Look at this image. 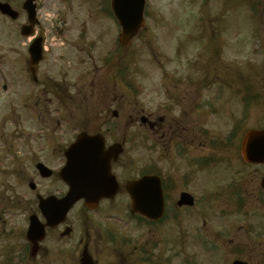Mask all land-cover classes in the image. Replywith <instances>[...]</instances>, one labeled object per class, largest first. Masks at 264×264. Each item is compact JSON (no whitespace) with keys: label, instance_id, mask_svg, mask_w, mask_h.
I'll list each match as a JSON object with an SVG mask.
<instances>
[{"label":"flooded vegetation","instance_id":"af4514ba","mask_svg":"<svg viewBox=\"0 0 264 264\" xmlns=\"http://www.w3.org/2000/svg\"><path fill=\"white\" fill-rule=\"evenodd\" d=\"M58 34L65 45L44 52L35 79L26 50L0 44V131L6 120L14 123L13 129L25 132L12 118L15 97L29 96L21 105L30 104L31 112L24 115L33 120L40 138L32 140L28 135L27 141L7 145L0 134L4 176L0 178V264H82L84 255L94 264H174L177 257H183L185 264H198L208 252H216L220 264H264V164L241 157L239 96H228L229 106L236 104L238 114L232 116L228 110V119L224 103L229 98H209L205 78L200 86L198 82L189 86L191 75L182 80L162 71L160 64L166 59L158 51L162 60L156 65L155 96L139 100L136 108L130 105V96H114L117 87L126 92L134 89L129 87L132 61L126 54L120 61L96 56L92 39L78 33L67 46L65 33ZM181 53L175 49L170 60L183 61ZM53 63L58 67H51ZM201 67L196 65V70ZM56 71L57 76H52ZM166 80L174 84L171 90L166 86L169 92L163 86ZM108 81L111 87L103 95L102 84ZM180 85L187 92L176 93ZM138 95L137 91L132 96L135 101ZM66 97L74 100L67 102ZM216 120L219 124L213 123ZM132 132L137 133L136 148L129 147ZM80 134L99 138L95 144L101 145L104 155L119 145L118 155L109 163L116 194L100 200L95 210L80 200L64 221L45 222L41 204L50 196L65 195L60 172L67 149ZM135 150L136 162L132 161ZM130 170L137 174L130 177ZM145 176L155 177L161 185L165 203L161 219L134 216L139 232L135 241H122L113 234L101 240L82 230L89 213L109 207L120 196L127 210L125 183ZM182 195L187 198L181 199ZM162 244L170 245L168 255Z\"/></svg>","mask_w":264,"mask_h":264},{"label":"rangeland","instance_id":"374dc122","mask_svg":"<svg viewBox=\"0 0 264 264\" xmlns=\"http://www.w3.org/2000/svg\"><path fill=\"white\" fill-rule=\"evenodd\" d=\"M9 1L21 15L18 20L10 22L11 24L0 20V43L13 46L26 45L27 41L19 35L20 26L26 23V16L21 10L24 0ZM35 3L40 23L38 30L39 33H44L47 30L48 48L56 47L62 42V37L59 40L54 32V30L58 32L57 29H62L65 39H68L67 46L72 44L70 40L76 37L78 31H87L89 37L94 35L96 38L94 47L96 56L101 55L100 57H102L105 50H112L115 29L105 20L104 0H35ZM196 3H199L205 11L206 26L200 28L198 25L195 26L196 23L194 24L192 21L193 31L188 32L187 24L191 22L187 20L191 18H188L187 15H196ZM190 11L191 13L186 15ZM146 14V30L142 36L146 42L150 40L154 46L144 49L142 46L146 42L142 38L132 42L131 47L127 49L129 55H133L132 62L129 64L131 76L129 87H132L133 84L137 88L140 99L137 98L136 101L133 99L134 89L126 92L120 87H117L114 96H130L129 103L130 105L134 103L136 108L139 100V103L144 99L152 100L151 96H155L154 92L158 84L156 65L162 60V56H157L160 51L166 59L161 61L162 71L174 73L176 78L182 80L186 79L187 74L191 75L192 82L189 86L197 84V82L200 86L201 78H205L209 98L222 96L225 101L229 98L228 96H238L235 90L228 89L233 86L232 78L239 76V82H236L234 87L239 90V116L242 120L240 125L247 129L258 127L264 123V0H146ZM251 17L254 18V22ZM66 30L70 31L66 33ZM186 33L191 34L189 38L185 35ZM198 34L201 35L204 43L200 46H198L199 43L190 40ZM4 40L6 43H2ZM217 42L219 44L216 45ZM49 44H51L50 47ZM176 44L180 49L178 51L182 52L180 55L184 58L183 61L172 62L170 59L174 55ZM50 50L56 51L57 49ZM120 60L117 58L115 61ZM196 65H202L201 69L196 70ZM51 67L57 68L58 65L53 63ZM68 70L73 71L74 64L69 66ZM186 70L188 71L185 72ZM154 71L157 75L156 79ZM141 74L144 76H140ZM216 74L219 78L215 76ZM52 76L56 77L57 71ZM73 77L74 74L71 73L69 78ZM105 86L106 89H104ZM163 86L165 89L168 86V89L171 90L174 84L166 80ZM110 87L109 81L102 84L103 95ZM168 89L166 90L168 91ZM68 92L73 93L71 90ZM130 92L132 93L129 94ZM180 92H187V87L180 85V90H177L176 93ZM254 96L256 97L255 104L250 107V99ZM28 98L29 96L15 97L12 118V120H16V125L21 126L25 132L18 131V128L13 129V122L2 120L1 140L7 145L19 140L27 141L28 135L32 136V140L40 139L36 137L39 135L38 131L32 128L33 120L30 119L29 122L24 115V111L31 112L30 104L21 105ZM73 100L74 97H66L67 102ZM230 103V98L224 103V114L228 119V110L232 116L233 113L237 114L234 109L236 104L232 108L229 106ZM7 113L11 112L7 111ZM213 123L219 124L217 120ZM137 139L136 132L128 133L129 141L135 142ZM132 161L136 162V155ZM1 167L3 168V164ZM0 178H4L3 171H1ZM124 208V198L120 196L109 207H102L95 213H89L88 220H85L82 230L91 231V236L97 239L101 238V240L103 237L106 239L113 234L114 238L122 241L126 239L135 241L139 232L133 228ZM164 248L168 249V246L166 245ZM215 256L217 257V255ZM215 258L214 255H205L202 261L198 260L197 263L213 264L212 259ZM182 259L183 257L176 258L174 264H184Z\"/></svg>","mask_w":264,"mask_h":264},{"label":"water","instance_id":"95a60500","mask_svg":"<svg viewBox=\"0 0 264 264\" xmlns=\"http://www.w3.org/2000/svg\"><path fill=\"white\" fill-rule=\"evenodd\" d=\"M115 3L118 4L120 7H122V0H115ZM24 8L26 9L27 13H28V20L31 24H34V9L33 7H30V3L28 2L27 4H25ZM2 9H6V8H2ZM113 11L115 14H117V18L123 28V34H122V44H127L128 41L130 39H132V37H134V35L136 34V32L138 31L139 27L142 25V18H141V14L143 11V0H136L133 4H132V9L130 10L131 13H133V17L131 18H126L123 13L121 12L119 7H113ZM134 23L133 25H130V23ZM90 139L87 137H83L79 140V143L76 144L72 149H71V153L68 156V163H67V167H66V175L68 177V181H73L74 182V178H73V167H75L76 164V160H75V155L72 152L76 147L79 146L80 142L82 141H89ZM243 156L245 157H250V158H260V160H263L262 158H264V130L260 133H252L250 135H248L244 141L243 144ZM85 164V163H84ZM88 166H90V168H88L87 170H90L93 175L95 176V172L93 171V169L91 168V164H87ZM105 165L102 164V162L98 163V167L100 168V172L99 174H102L103 169L102 167ZM92 173H88L89 176H92ZM128 191L130 192L131 198L133 199V204L134 206L137 207H141V205L143 204L142 202V198H150L148 196L149 193H142L141 189L142 186L139 187V184H130L128 186ZM80 193L78 190H76V188L74 187V185L71 186L70 188V192L68 194V199L66 200V203L68 201H70V203H67L68 208L70 206L71 203L75 202L79 197H80ZM151 197L153 199H155L154 202H152V208L155 207L154 209H151L149 211H145L144 213H147L148 215H151L150 217L153 218L154 215L159 214L160 209H161V203L159 204V199H160V194L157 193L154 197V195H151Z\"/></svg>","mask_w":264,"mask_h":264}]
</instances>
